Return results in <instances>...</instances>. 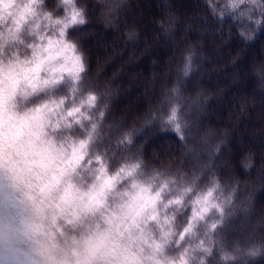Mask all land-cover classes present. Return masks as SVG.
Returning <instances> with one entry per match:
<instances>
[{
    "label": "clouds",
    "instance_id": "1",
    "mask_svg": "<svg viewBox=\"0 0 264 264\" xmlns=\"http://www.w3.org/2000/svg\"><path fill=\"white\" fill-rule=\"evenodd\" d=\"M204 2L218 23L231 19L245 46L264 30V0ZM129 3L94 0L96 22L118 28ZM91 22L87 0H0V264L264 260V221L239 231L254 194L244 178H222L216 167L227 132L202 123L209 97L185 90L199 67L195 48L182 53L159 97L125 123L111 115L118 89L90 73ZM158 27L168 36L174 25ZM249 70L264 90V62ZM148 132L175 135L183 162L155 150L146 158ZM239 164L250 175L254 155Z\"/></svg>",
    "mask_w": 264,
    "mask_h": 264
},
{
    "label": "trees",
    "instance_id": "2",
    "mask_svg": "<svg viewBox=\"0 0 264 264\" xmlns=\"http://www.w3.org/2000/svg\"><path fill=\"white\" fill-rule=\"evenodd\" d=\"M134 1L130 0L129 6L120 13L115 31L96 22L94 0H87L92 22L84 32V47L90 73L101 72L99 81L111 83L118 89L119 98L113 105L112 117L125 116L127 123L143 112L150 101H155L153 92L158 98L162 89L172 83L173 67L179 63L182 53L194 47L197 55L203 57L196 61L198 71L187 82L186 92L202 90L209 97L202 123L216 131L227 132L223 137L227 143L222 146L216 167L222 178L231 179L235 175L244 178L242 184L246 191L254 194L250 219L239 222L240 232L250 231L253 222L264 221V90L257 86L249 70L250 65L264 62V30L255 43L245 46L231 19L218 23L203 0H167L166 5L163 0ZM223 7L222 0H218L217 8ZM169 18L177 23L171 34L164 36L158 23H166ZM127 29H135L139 35L130 42L129 50L127 46L123 49L127 50V56L120 58L122 62L116 57L117 49L127 44L123 35ZM105 44L115 46L116 52L96 50L97 45ZM134 84L139 87L126 98L119 96L130 92ZM145 135L149 137L146 158L152 159L155 150L162 158L183 162L180 141L175 135L153 132ZM245 153H252L255 159L250 175L245 174L239 164Z\"/></svg>",
    "mask_w": 264,
    "mask_h": 264
},
{
    "label": "rangeland",
    "instance_id": "3",
    "mask_svg": "<svg viewBox=\"0 0 264 264\" xmlns=\"http://www.w3.org/2000/svg\"><path fill=\"white\" fill-rule=\"evenodd\" d=\"M132 1H134V0H132ZM218 1V0H217ZM135 2V1H134ZM203 2H204V0H203ZM222 2L224 3V0H222ZM204 4H205V2H204ZM206 5V4H205ZM207 6V5H206ZM220 7H221V5H219ZM208 7V6H207ZM124 12V11H123ZM120 15V14H119ZM119 15H118V17H117V24L118 23H120V17H119ZM166 23H171V24H173V25H175L177 22H176V20H174V19H172V18H169L168 20H167V22ZM89 26V25H88ZM112 29H115V31L117 30L116 28H112ZM189 31V30H188ZM135 40V39H134ZM125 41L127 42V44L126 45H124L123 46V44L117 49L118 50V55L116 56L117 58H118V60H120V61H122L121 59H123V58H125V55L127 56V50H123L126 46H127V49L131 46L132 47V44L130 43L131 41H128L126 38H125ZM132 42H133V40H132ZM202 46V45H201ZM201 48V47H200ZM200 48H199V50H200ZM106 49H111V52L112 53H115L116 52V47L115 46H110V45H102V46H98L97 45V47H96V50L97 51H101V52H104ZM93 50V49H92ZM129 50V49H128ZM201 51V50H200ZM121 53H123L122 54V56L120 57V54ZM125 54V55H124ZM203 57V55H197V60L198 61H200L201 60V58ZM121 58V59H120ZM123 62V61H122ZM120 63V62H119ZM99 73V72H98ZM101 72L98 74V76L100 77L101 76ZM100 81H101V79H100ZM116 81V80H115ZM106 83V82H105ZM135 85V86H134ZM134 85H132V86H134V87H131L130 88V92H128V93H123V94H120L119 96H124L123 98H126L127 97V95H129L130 93H132V90H134V89H136V88H138L139 87V85H136V84H134ZM153 88H155V87H153ZM185 90H188V87L186 86V89ZM158 93H159V91H158ZM153 94L155 95L154 97H155V99L154 100H156L157 99V93H155V91L153 92ZM153 97V98H154ZM151 160V159H150ZM255 216V215H254ZM258 264H264V260H261V261H259L258 262Z\"/></svg>",
    "mask_w": 264,
    "mask_h": 264
}]
</instances>
